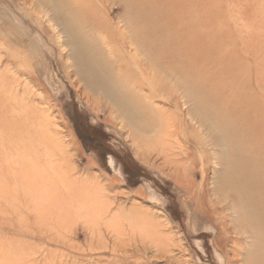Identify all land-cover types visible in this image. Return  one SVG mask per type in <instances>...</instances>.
Returning <instances> with one entry per match:
<instances>
[{
    "label": "rangeland",
    "instance_id": "obj_1",
    "mask_svg": "<svg viewBox=\"0 0 264 264\" xmlns=\"http://www.w3.org/2000/svg\"><path fill=\"white\" fill-rule=\"evenodd\" d=\"M62 29L101 71L117 63L102 54L117 33L152 44L161 107L180 93L175 74L195 82V115L211 118L196 130L205 147L189 139L194 164H164L157 137L84 88ZM243 156L264 168V0H0V264H228L216 197L200 191L242 175Z\"/></svg>",
    "mask_w": 264,
    "mask_h": 264
},
{
    "label": "bare ground",
    "instance_id": "obj_2",
    "mask_svg": "<svg viewBox=\"0 0 264 264\" xmlns=\"http://www.w3.org/2000/svg\"><path fill=\"white\" fill-rule=\"evenodd\" d=\"M78 11H81V9H78ZM99 19L100 18L97 17L98 22ZM92 21H94V19ZM98 24L100 25V22ZM62 30H58L62 35L59 37H63V42L61 43L69 45L70 49L75 54L74 72L78 76V79L85 85H83L84 88L88 87L90 89H95L96 92L99 90V94L102 92L103 94L101 95L105 97L104 99L115 108L131 128L140 131L145 128L146 131L153 134L155 140L157 137L158 140H156L154 144V150L159 151L160 155H162V162L164 164L175 170L183 171L194 164L195 161L190 156L189 139H193L196 145L201 146L202 144L204 146L206 142L201 143L196 130L198 128L202 129L203 122L211 118L208 110H205L206 115L204 114L203 116L205 119L199 117L200 115L197 110L198 106H196L198 105V98L196 97V92H194L195 82L190 78L184 80L181 75L175 74L176 90L180 91V93H163L159 96L160 98L162 97V105L172 106L174 112L180 117L179 124L181 128L178 130L176 127L177 119L174 117L167 118L164 115L166 112L165 109L167 108L165 107L164 109L162 108L163 106H159L160 103H156L155 100H152L151 97L153 96L150 95L162 86V83L160 84V82L153 77H160L157 74L158 71L161 74L166 72L165 67L164 69L159 67L158 64L162 65L161 62H154L152 60V44L145 40L142 41V44H137L129 40L128 35L124 31L117 33V37L120 39L118 40L120 42L119 47H112L110 44H108V47H102V54L105 58L108 60L118 58L117 63H114L113 69L109 70L108 68V70L102 69L101 71L96 62L97 55L93 52H89L86 46L85 50L80 49L82 48V44H79L80 38L78 33L72 30H67L65 33V31ZM141 37L145 38L147 36L143 33ZM162 47V45L158 47L160 51L158 57L163 58L166 48ZM69 51L70 50H68V52ZM137 54L143 56L140 61ZM155 68L158 69L157 72ZM97 76H99V78H97ZM107 80L110 81L109 86L106 84ZM183 87H187L189 93L183 90ZM93 94H95V91ZM182 106H184V108H182ZM158 111L163 113L159 115L155 114V112ZM195 113L199 116H196ZM205 133L207 134L208 130L207 132L205 131ZM220 138H222V135ZM221 141H223V139ZM221 146L225 147V145ZM237 146L238 145H236V147ZM241 148L242 147L239 146V151L243 152L245 148L243 150ZM226 150L227 149L224 151ZM226 152H224V154ZM201 154L202 152L200 156H198L199 160L201 163H205L207 160L204 158L205 156L203 157V154ZM215 155L216 151L213 150L212 156H214V159L216 158ZM241 156V154L240 156L237 155L235 159L236 157H240L239 162H242ZM245 158L247 159V157ZM245 158V171L242 175L239 177H236L237 175L233 177L230 175L228 176L230 178H224V180H220L217 176L214 178L212 177L213 180L212 183H210L212 187L209 190L202 188L200 194L203 196H210V191H212L211 193L216 197V202H213L211 199H209V201L212 211L216 214L214 222L219 228V238L221 239V236H225L230 241L229 248H225L224 242L221 243L224 247L228 264H264V168H262V170L259 169L258 158L251 157L249 160ZM237 161L235 164H237ZM262 162L263 158H261V164ZM109 164L114 166V160L111 157L109 158ZM241 168L243 169V165ZM200 172L202 180L201 185H204L207 180L205 169L201 168Z\"/></svg>",
    "mask_w": 264,
    "mask_h": 264
}]
</instances>
